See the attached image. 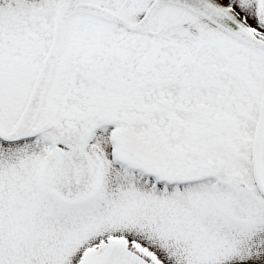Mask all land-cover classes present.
I'll list each match as a JSON object with an SVG mask.
<instances>
[{"label":"snow or ice","instance_id":"snow-or-ice-1","mask_svg":"<svg viewBox=\"0 0 264 264\" xmlns=\"http://www.w3.org/2000/svg\"><path fill=\"white\" fill-rule=\"evenodd\" d=\"M0 264H264V0H0Z\"/></svg>","mask_w":264,"mask_h":264}]
</instances>
